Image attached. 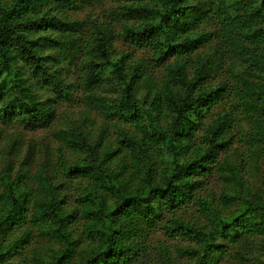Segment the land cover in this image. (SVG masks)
Segmentation results:
<instances>
[{"label":"trees","instance_id":"obj_1","mask_svg":"<svg viewBox=\"0 0 264 264\" xmlns=\"http://www.w3.org/2000/svg\"><path fill=\"white\" fill-rule=\"evenodd\" d=\"M72 1L0 0V124L52 129L76 183L71 196L48 161L32 171L31 148L1 161L0 264H29L32 231L57 245L34 264H147L157 231L153 264H264V178L242 170L264 160V0H122L119 37L151 52L134 64L107 26L85 41ZM224 55L229 79L212 83ZM76 89L83 112L54 129Z\"/></svg>","mask_w":264,"mask_h":264},{"label":"rangeland","instance_id":"obj_2","mask_svg":"<svg viewBox=\"0 0 264 264\" xmlns=\"http://www.w3.org/2000/svg\"><path fill=\"white\" fill-rule=\"evenodd\" d=\"M124 4L122 0H73L72 3L68 6L64 12V18L70 21H79L83 24L85 41L89 40L92 33L93 26H107L111 30L113 35V47L115 55H124L126 56L127 62L134 64L139 60L144 63L151 61V52L148 49L139 48L128 44L121 40L119 37L120 28L123 23V20L117 16L118 9ZM56 16H60L61 13L54 11L52 12ZM212 32L215 33L214 26H209ZM208 29V30H209ZM218 39H214L211 43L205 44L204 46L198 48L193 54L192 57L207 52L211 47H214ZM224 62L222 68L215 74V80L212 83L217 81H226L229 79L228 67L230 66L227 57L224 55ZM154 69L155 74H159L161 68H151ZM77 77H73L68 81L77 82ZM110 92V89H108ZM75 100L73 102H59L56 108V114L58 115L57 121L54 125V129L63 128V124L74 121L78 118L79 114L83 112L84 106L82 104L83 94L81 91L77 90L73 92ZM91 116V125L88 128L89 139L91 142L95 140L97 131L100 128L101 118L100 116L93 112ZM106 122V121H105ZM109 126L110 135H113L112 124L106 122ZM112 132V133H111ZM57 140L52 136V129H38L34 131H26L22 128H19L15 125L12 126H3L0 124V164L1 161L7 160L11 163L17 164L22 159L27 148H31V152L34 154L32 164V171L38 168L39 164L44 161H48V170L52 172V175L59 181L64 190L68 194L74 196V190L76 187L75 181L69 180L60 169L58 163V155L56 153L55 144ZM14 146L11 147V145ZM243 148L241 147V152ZM244 151V150H243ZM64 155L66 157L72 158L68 150H64ZM242 160H248L246 155L240 156ZM255 160V159H254ZM255 162V161H253ZM259 168L255 171L253 163L249 161V164L245 166L242 170L244 176L253 184L255 188L259 186V183L262 178H264V160L259 159L258 161ZM219 191V184L217 178L212 177L210 183L207 186L205 195L207 193L217 194ZM69 196V197H71ZM33 240L31 244L25 249V259L29 261V264H34L31 262L34 250H38L42 255L45 256V259L50 257L53 251L57 248L56 244L47 242L46 240L39 237L32 231ZM157 241H166L162 232L157 231L153 234L151 238V257L148 259L147 264H153V261L156 260V253L158 243ZM183 264V262H182Z\"/></svg>","mask_w":264,"mask_h":264}]
</instances>
